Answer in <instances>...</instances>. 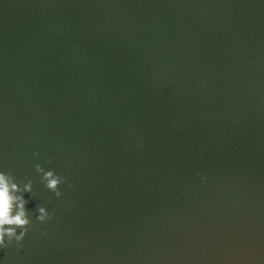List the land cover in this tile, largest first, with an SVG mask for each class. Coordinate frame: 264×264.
<instances>
[{
  "label": "water",
  "instance_id": "obj_1",
  "mask_svg": "<svg viewBox=\"0 0 264 264\" xmlns=\"http://www.w3.org/2000/svg\"><path fill=\"white\" fill-rule=\"evenodd\" d=\"M0 166L54 212L5 264H264V3L0 0Z\"/></svg>",
  "mask_w": 264,
  "mask_h": 264
},
{
  "label": "clouds",
  "instance_id": "obj_2",
  "mask_svg": "<svg viewBox=\"0 0 264 264\" xmlns=\"http://www.w3.org/2000/svg\"><path fill=\"white\" fill-rule=\"evenodd\" d=\"M261 2L264 3V0ZM33 156L38 159L40 154L33 152ZM34 168L40 182L56 197L63 195L61 185L71 187L68 178L55 167H45L35 162ZM204 179L206 177L202 175L201 180ZM25 193L35 195L33 180L27 176L19 179L13 171L0 166V249H8L10 246L22 248L33 224H44L54 216V212L44 203H38L33 209L28 208L29 198L25 197ZM45 232L46 229L42 228L41 234ZM0 264H5L3 257H0Z\"/></svg>",
  "mask_w": 264,
  "mask_h": 264
}]
</instances>
